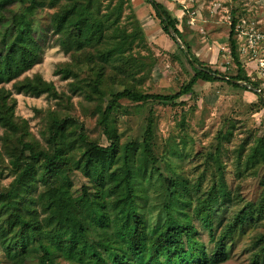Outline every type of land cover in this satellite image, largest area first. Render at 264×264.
Instances as JSON below:
<instances>
[{
    "label": "trees",
    "instance_id": "trees-1",
    "mask_svg": "<svg viewBox=\"0 0 264 264\" xmlns=\"http://www.w3.org/2000/svg\"><path fill=\"white\" fill-rule=\"evenodd\" d=\"M105 1L48 0L55 10L44 15V0H0V126L5 128L3 147L14 175L9 185L0 187V248L15 264L223 263L228 258L227 243L235 232L247 222L256 224L264 220V126L256 132L254 141L242 148L246 151L245 167L250 175L258 177L257 197L246 201L240 185L234 191L228 189L220 156L228 134L220 131L214 156L217 174L213 175L212 184L192 199L182 195L169 175L157 166L151 124L144 129L141 142L122 144L111 126V117L121 100L138 104L175 102L194 93L199 81L221 80L240 87L233 81L240 80L258 88L259 84L245 74L239 58L237 19L232 20L228 36L237 73L225 76L194 56L171 10L158 0H146L164 33L175 40L169 32L171 27L180 37L184 47L177 43V48L188 55L195 73L171 94L145 92L133 83H124L121 90H107L103 87L112 74L122 75L121 84L128 77L137 80L142 72L140 76H146L152 64L148 57L134 52L145 35L133 11L127 15L131 28L123 24L129 0ZM47 40H53L71 57L70 62L57 69L63 78L77 77L76 67L89 76L82 80L84 83L79 80L71 86L89 101L96 100L97 123L108 136V145L91 140L84 124L72 114L49 112L45 145L30 137L26 121L16 120L15 101L5 83L12 82L19 93L39 96L48 92L62 97L55 85L40 75L21 78L40 60ZM107 65L113 69L109 76H105ZM149 165L172 188L165 220L157 227L147 223L138 201L143 196L138 183L140 171L145 174ZM74 170L81 171L89 180L92 192L84 185L79 195L72 193L70 172ZM233 199L241 206L216 231L215 204ZM194 201L190 214L185 208ZM192 217L208 231L212 250L201 239ZM91 230L99 238L92 241ZM251 244V264H264V231L255 233Z\"/></svg>",
    "mask_w": 264,
    "mask_h": 264
},
{
    "label": "rangeland",
    "instance_id": "rangeland-1",
    "mask_svg": "<svg viewBox=\"0 0 264 264\" xmlns=\"http://www.w3.org/2000/svg\"><path fill=\"white\" fill-rule=\"evenodd\" d=\"M47 1L44 0L46 4L41 11L44 15L55 10ZM158 1L177 18L179 30L183 32L194 56L225 76L237 73L228 40L232 20L236 18L235 37L240 61L245 74L257 82L258 89L264 93V69L261 66V61L264 60V0ZM129 3V7L128 4L125 5L123 24L131 28V18L128 19L127 15L133 11L145 35L140 44L136 46L135 43L134 52L148 57L152 66L146 76H140L142 72L137 80L128 77L126 82L120 84L122 75L112 74L113 69L107 65L105 76H112L106 79L105 87H102L121 90L124 83H133L145 92L171 94L178 91L195 73L188 55L180 52L177 42L164 33L159 18L146 0H129ZM44 15L40 16L45 17ZM250 39L253 41L252 49L244 52L242 47ZM70 61L71 57L57 43L47 40L40 60L21 75V78L40 75L55 85L61 98L51 96L48 92L39 96L19 93L13 89L12 82L4 84L15 101V118L20 122L26 121L30 137L45 145L44 130L49 112L72 114L84 124L91 140L100 145H108L110 140L97 123L99 114L94 111L96 100L89 101L83 93L74 91L71 86V83L89 78L87 73L81 67L75 68L77 77L63 78L57 72L59 67ZM244 87H235L221 80L199 81L194 93L184 95L175 102L150 101L138 104L121 100L111 117V126L115 128L122 144L139 143L144 129L150 123L157 166L162 173L169 175L182 195L192 199L212 184L213 175L217 174L214 159L218 145L217 135L220 131L227 133L228 137L223 139L220 148L224 167L222 176L228 189L234 191L240 185V193L244 199H254L260 191L258 177L250 175V170L245 167L246 151L242 148L248 147L254 141L256 132L264 126V106L261 105L257 92ZM4 136L5 128L0 126V187L9 185L14 177L3 147ZM140 172L138 183L143 193L138 198L140 208L148 224L160 226L166 217L165 207L170 203L169 193L172 188H169L152 165L144 171L145 174ZM70 177L74 195H79L84 185L93 191L91 183L81 171L70 172ZM241 204L235 199L215 204L213 223L216 231ZM194 205L195 201L185 208L186 211L191 214ZM192 222L198 227L201 239L212 250L213 243L208 231L199 220L192 217ZM259 231H264V220L256 224L245 223L228 241V258L220 264H251L254 253L252 237ZM89 238L93 241L99 237L97 232L91 230ZM0 264H15L7 258L2 248Z\"/></svg>",
    "mask_w": 264,
    "mask_h": 264
},
{
    "label": "water",
    "instance_id": "water-1",
    "mask_svg": "<svg viewBox=\"0 0 264 264\" xmlns=\"http://www.w3.org/2000/svg\"><path fill=\"white\" fill-rule=\"evenodd\" d=\"M169 32H170L171 36L174 37L175 41L178 44H180L181 47H184V45L182 44V40L180 39V37L177 35V33L171 27L169 28ZM194 66L199 67L198 64L195 62H194ZM233 81L238 83L239 85L246 86L247 88L252 89L253 91L257 92L260 99L264 103V93L260 89L254 87L253 85L248 84L247 82H244V81H240V80H233Z\"/></svg>",
    "mask_w": 264,
    "mask_h": 264
},
{
    "label": "built area",
    "instance_id": "built-area-1",
    "mask_svg": "<svg viewBox=\"0 0 264 264\" xmlns=\"http://www.w3.org/2000/svg\"><path fill=\"white\" fill-rule=\"evenodd\" d=\"M252 46H253V41L250 39V40H248L247 45L243 46L242 49L244 52H248L249 49H252ZM261 66L264 69V60L261 61Z\"/></svg>",
    "mask_w": 264,
    "mask_h": 264
}]
</instances>
